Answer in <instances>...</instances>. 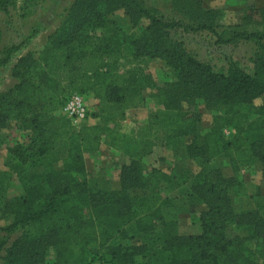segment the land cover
I'll return each mask as SVG.
<instances>
[{"label": "trees", "instance_id": "1", "mask_svg": "<svg viewBox=\"0 0 264 264\" xmlns=\"http://www.w3.org/2000/svg\"><path fill=\"white\" fill-rule=\"evenodd\" d=\"M16 1L0 0V12ZM118 10L132 27L142 20L147 24L138 35L121 38L109 18ZM172 10L201 30L214 33L218 27L219 11L202 8L200 0H172ZM254 10L261 31L250 34L257 44L250 75L234 65L226 74L216 73L198 61L145 0H73L64 9L61 26L45 38L39 54L17 59L11 70L15 84L0 93V129L13 121L25 133L23 142L7 150L0 172V204L13 176L24 191L23 210L5 229H19L20 235L6 249L3 264H49L44 256L52 245V264H87L88 259L90 264L102 257L108 258L102 264H264V202L256 192L255 210L235 211L232 196L241 183L225 178L215 164L225 157L233 172L256 165L264 186V103L254 112L251 105L264 98V9ZM123 52L133 59H160L176 73L173 84L154 92L163 107L157 120L169 133L165 145L176 150L179 139L190 138L187 156L205 159L207 167L194 173L179 165L169 174L148 169L142 161L146 153L133 149L145 136L119 133L126 111L141 98L137 75L121 70ZM71 93L92 95L100 124L72 131L57 114ZM198 100L222 110L205 133L191 112ZM226 128L233 130L230 138L223 134ZM102 142L129 155L116 190L76 182L86 171L84 152L96 153ZM174 192L179 195L169 196ZM186 201L205 206L199 235L177 232ZM86 210L90 220L84 222ZM74 220L80 223L71 226Z\"/></svg>", "mask_w": 264, "mask_h": 264}, {"label": "rangeland", "instance_id": "2", "mask_svg": "<svg viewBox=\"0 0 264 264\" xmlns=\"http://www.w3.org/2000/svg\"><path fill=\"white\" fill-rule=\"evenodd\" d=\"M145 1L148 6L153 7L158 12V17H161L162 22L167 24L171 37L181 41L189 54L198 61L210 65L214 72L226 74L229 66L234 65L243 72L252 74V59L257 51V44L251 39L250 34L261 31V28L257 26L259 20L257 14H252V9L257 11L264 9V0H200L202 8L219 11L218 27H216L214 33L199 29L193 23L188 22L175 13L172 10V0ZM44 2V0H28L23 3L22 0H17L14 8H9L6 13L0 12V93L15 84V80L11 78V70L17 59L27 52H32L35 55L39 54L44 47L45 38L60 27L63 22L64 12H61L55 27L33 29L32 22L29 23L26 20L33 17L32 13L35 10L33 7L35 6L37 9L43 8L41 5ZM71 2L73 0L70 1L67 7H69ZM109 18L114 21L117 28H120L121 38L134 33L138 35V29L147 24L146 20H142L138 27H132L121 10L112 12ZM236 24L239 27H235ZM222 32H225L224 36L219 35ZM234 33H239L234 43L226 42ZM122 57L120 62L121 70L130 71L134 76L137 75L135 78L141 85L138 93L141 98L140 101L137 99L135 101L138 104L137 107L126 111L127 116L120 124L119 133L128 137L132 136V138L133 134L145 136L146 139L136 143L133 149L136 152L146 153V157L142 161L148 169L156 168L163 173L169 174L174 167L179 165L187 166L194 173L207 167L205 159H190L187 156L185 145L190 141V138L179 139L176 150L165 145V140L169 133L167 129L161 128L157 120L156 115L158 112L163 111V107L154 92L158 88L173 84L177 80L176 73L160 59H133L126 52H123ZM84 96L88 117L82 125H90L95 123L93 120L96 119V115L91 112L90 102ZM263 103L264 98L254 99L251 102L253 112ZM191 112L200 118L202 133H205L211 125L212 117L220 114L222 110L215 103L206 104L204 101L198 100L191 108ZM82 125L73 126L70 124V127L75 132ZM223 134L225 138H230L233 135V130L226 128L223 130ZM24 136L25 133L13 121L3 129H0V172L5 170L3 157L6 156L7 150L16 143H21L24 140ZM111 150L113 149L102 142L100 153L96 155L98 159L95 157L85 159L88 168H85L84 176L80 175L76 178V182H81L83 179L95 181L101 188L113 190L111 183L118 175L117 169L122 166L121 164L129 162V155L121 154L120 152H118L120 154L111 153L109 152ZM215 164L219 166L220 170L221 167L224 169L228 166L227 158L219 157ZM245 167L250 169H247L245 173L243 171L240 172L241 180L238 179L239 181L236 180V182L241 183V187L237 189L238 192H233L237 194L232 196V204L235 207V211L255 210L254 199L256 192H259L261 201L264 202V193L263 191L260 192V188L263 185H261L259 167L256 170L257 172H254L252 166ZM251 176V180L259 179V182L251 183L253 180H250L249 183H245L244 181ZM258 187L259 190L257 191ZM235 189L236 187L232 188V190ZM23 194L24 191L17 182L8 183L3 196V203L0 204V243H4V247L0 250V264H3L1 258L5 255L6 249L20 235L19 229L12 231H5V229L12 224L15 214L23 210L20 205ZM162 195L166 196L168 194L163 190ZM178 195V192H174L169 196ZM237 195L244 196V199L237 198ZM247 196H250V200L247 199ZM181 207L183 209L181 214H188L185 224H189L195 219L197 221L195 214H202L206 210L204 205L195 207L188 201L182 203ZM84 214L83 221H89V210H86ZM79 223L80 221L74 220L70 225L74 226ZM55 253V245L48 247L44 260L52 264ZM107 259L102 257L100 261H93L90 264H102L101 262L107 261ZM89 261L92 260L88 259L85 263L88 264Z\"/></svg>", "mask_w": 264, "mask_h": 264}, {"label": "crops", "instance_id": "3", "mask_svg": "<svg viewBox=\"0 0 264 264\" xmlns=\"http://www.w3.org/2000/svg\"><path fill=\"white\" fill-rule=\"evenodd\" d=\"M44 1L45 2L41 5V6H43V8L37 9V8H35V6L34 7L32 6L35 9L32 13L33 17L26 20L29 23L32 22L33 29L40 28V27H45V28L55 27L57 25L58 16L60 15L61 12L64 11V9H66V7L68 6V4L70 3L71 0H44ZM84 97H85V99L89 100L88 102H90V105L92 107L91 112L93 114H95L97 112V101L93 99V97L90 93L86 94ZM126 116H127V114H126ZM93 121L95 123L90 124V125L100 124L99 118H96ZM120 124H122V122ZM23 141H21V142H23ZM100 149H101V146L96 153H92V154L84 152L83 158H84L85 168H88L87 163H86L87 158L95 157L96 159H98V157H96V155L100 153ZM109 152L115 153V154H120L114 150H111ZM4 158L5 157H3V160H4ZM125 164H128V162H125L124 164H121V165H125ZM227 164H228V166L225 167L224 169H223V167H221V173L225 178H234L235 180H238V179L241 180L240 172L243 171L245 173V171H247V169H250L249 167H243V168L239 169L238 171L233 172V170L230 167L228 160H227ZM120 167H119V169H117V171H118L117 177L115 179H113V182L111 183V185L113 186V190H116L119 188ZM252 167L254 169V172H257L256 170L258 169V167L256 165H254ZM251 178H252V176L249 177L248 180L247 179L245 181L243 179L242 180L245 183L246 182L249 183ZM252 180H253V182H251V183H258L259 182V179H252ZM14 182L18 183L15 176L12 177L10 183L12 184ZM261 191H263V193H264V186L260 188V192ZM237 196H238L237 198L244 199V196H242V195H237ZM247 199L250 200V196H247ZM187 215L188 214H180L178 216V226H177L178 234L180 236L199 235V233H200V215L201 214H195L197 216V221L195 219L193 222H191L189 224H185Z\"/></svg>", "mask_w": 264, "mask_h": 264}, {"label": "built area", "instance_id": "4", "mask_svg": "<svg viewBox=\"0 0 264 264\" xmlns=\"http://www.w3.org/2000/svg\"><path fill=\"white\" fill-rule=\"evenodd\" d=\"M58 116L67 119L71 125H81L87 119V105L82 95L69 94L57 109Z\"/></svg>", "mask_w": 264, "mask_h": 264}]
</instances>
